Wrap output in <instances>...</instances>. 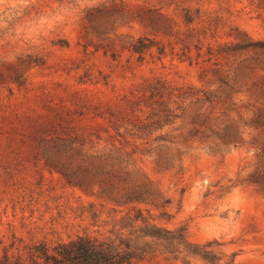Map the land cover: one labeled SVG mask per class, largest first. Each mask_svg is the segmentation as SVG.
Returning <instances> with one entry per match:
<instances>
[{"label": "rangeland", "instance_id": "obj_1", "mask_svg": "<svg viewBox=\"0 0 264 264\" xmlns=\"http://www.w3.org/2000/svg\"><path fill=\"white\" fill-rule=\"evenodd\" d=\"M182 8L191 9V23ZM238 31L264 38V10L257 0H0V143L10 134L19 140L62 111L76 113L78 128L101 123L87 104L116 102L145 79L220 92L202 69L214 60L225 68L234 61L215 51L211 56L209 46L237 42ZM140 36L164 42L166 55L157 59L154 46L155 57L138 60L127 47ZM250 56L251 51L237 53L235 62ZM253 77L261 81L264 72ZM242 97L233 94L235 101ZM189 114L152 134L151 139L168 133L170 147L136 141L138 167L171 198V218L156 220L185 226L193 241L217 238L227 254L237 253L238 264H264V195L253 185H233L252 154L243 148L211 152L204 144L183 142ZM157 155H174V166L162 169ZM32 164L9 173L13 159L0 155V239L9 241L15 233L26 241H57L94 233L89 203L114 205L67 186L42 163L40 172Z\"/></svg>", "mask_w": 264, "mask_h": 264}, {"label": "trees", "instance_id": "obj_2", "mask_svg": "<svg viewBox=\"0 0 264 264\" xmlns=\"http://www.w3.org/2000/svg\"><path fill=\"white\" fill-rule=\"evenodd\" d=\"M257 4L264 10V0ZM182 10L185 22L191 23V9ZM236 38L237 42L218 45L216 50L209 46L211 56L214 51L225 58L234 56L227 68L214 60L211 68L202 69L218 82L220 92L145 79L116 102L87 104L101 123L78 128L76 113L62 111L34 125L30 133H21L19 140L10 134L5 144L0 143V155L13 159L9 173L31 161L40 172L42 163L44 169L60 174L67 186L114 205L89 203V224L97 227L94 233L57 241H26L15 233L9 241L1 238L0 264H238L237 253L227 254L217 238L193 241L185 226L169 227L156 220L171 218L167 209L171 198L138 167L134 155L137 139L148 145L156 141L155 149L174 144L168 133L151 136L190 110L183 142L204 144L211 152L245 149L252 155L245 156L233 185H253L264 195V79L253 77L257 70L264 72V38L254 40L241 31ZM154 46L157 59L166 55L168 45L148 36L130 41L127 49L142 61L147 54L155 57ZM169 50L172 53L174 47ZM248 51L252 56L235 62L237 53ZM233 94L244 97L235 101ZM156 163L162 169L173 167L174 155H157Z\"/></svg>", "mask_w": 264, "mask_h": 264}]
</instances>
